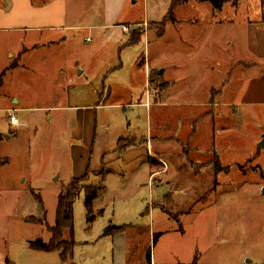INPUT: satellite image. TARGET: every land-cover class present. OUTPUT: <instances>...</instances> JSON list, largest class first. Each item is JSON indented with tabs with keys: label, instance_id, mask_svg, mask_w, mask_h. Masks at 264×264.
I'll list each match as a JSON object with an SVG mask.
<instances>
[{
	"label": "rangeland",
	"instance_id": "1",
	"mask_svg": "<svg viewBox=\"0 0 264 264\" xmlns=\"http://www.w3.org/2000/svg\"><path fill=\"white\" fill-rule=\"evenodd\" d=\"M171 1L30 0L26 7L31 11L23 10L43 30L27 32L25 48L32 42L63 40L27 50L25 67L7 77L0 97L9 109L17 107L9 97L22 102L21 112L14 115L25 127L20 138L21 127H10L12 140L0 145V155L10 156L0 157V264H61L59 254L28 247L30 241L50 238L45 223L55 224L61 180L48 174L58 164L51 160L54 147L62 151L67 138L56 135L55 117L49 124L38 108L91 106L106 100L114 83L120 89L112 102L123 106L112 110V117L123 118L135 135L127 139L154 137L150 159L140 161L156 165L157 176L135 186L137 175L121 184L111 182L94 199L104 209L94 211L91 222L83 192L73 205L77 245L73 261L66 264L111 260L109 240L100 239L111 222L146 229L147 234L125 232L132 264H146L145 250L156 264H264V64L255 59L259 47L250 39L253 29H263L264 0H240L237 7L226 4L220 12L209 2L189 0L176 7L174 22L158 35L159 23L143 20L161 19ZM115 14L119 22L143 21L121 26L128 39L131 33H146L123 54L118 51L122 31L103 27ZM69 26L73 28L58 33L49 29ZM4 37L15 48L13 37ZM231 63L236 69L228 84ZM149 64L153 69L145 87L143 70ZM160 69L164 72L158 75ZM248 85L251 93L243 100ZM143 87L140 101L131 98ZM197 101L203 106L188 107ZM60 113L66 116L63 121L69 118V112ZM9 114L0 107V133L8 131ZM162 138L159 144L156 139ZM30 175L36 181L29 182ZM33 194L41 195L42 205ZM146 210L149 214L143 215Z\"/></svg>",
	"mask_w": 264,
	"mask_h": 264
},
{
	"label": "crops",
	"instance_id": "2",
	"mask_svg": "<svg viewBox=\"0 0 264 264\" xmlns=\"http://www.w3.org/2000/svg\"><path fill=\"white\" fill-rule=\"evenodd\" d=\"M30 0H0V51L2 54V62L0 61V74L5 71V69H8L5 81L3 82V87L0 90V97L2 96V90L5 89V82L7 77H11L14 73L19 72L21 69L25 67V64L23 62V56L25 55L27 50H35L36 48H40L42 46L44 47H51V45L56 44L57 42H61L63 39L59 41H51L47 44H37L35 42L31 43V46L28 48H25L23 45V42H25L27 32L31 34H35L36 32H42V27L38 26L36 27L35 23V17L32 19L29 18V16H24L23 10L31 11V8L29 7ZM27 6V7H26ZM31 6V5H30ZM119 10V9H118ZM22 12V15L20 14ZM164 16H162L161 19H153L148 18L146 20H143L145 23H159L163 20ZM107 20L106 25H104V28H107V30H110L112 28H117L122 31V34L124 38L120 41V46H118V51H121V54L125 53L126 50L129 47H132L134 45H128L126 46L125 43L128 39V33L127 30H122L121 26L123 24H130L132 27L133 25H136L137 22H143V21H128V22H119V20L116 19V14L112 15L111 19H105ZM27 22L29 24L26 25ZM124 27V26H123ZM263 29H253L254 36L250 39H252L255 43L258 44L257 47H259V50L257 52V55L255 59L259 62L261 65L264 64V26H261ZM72 26L69 27H63L60 29H52L49 28L52 31H56V33L61 31H66L67 29H72ZM259 28V27H258ZM90 29V28H89ZM91 30V29H90ZM26 33V34H25ZM10 34L13 39L16 41V44L11 46L10 44L4 43V35ZM260 34L262 37H260ZM146 38V33L143 35V39ZM89 39V37H86V40ZM142 39V40H143ZM263 61V62H261ZM14 65V67H12ZM232 63L229 65L228 69V76H229V83L231 84L234 79V72L233 69H236V64L233 65ZM121 66V65H120ZM152 66L150 64L148 66L144 65L143 75H144V86L146 87L149 83V74L152 70ZM62 71V70H59ZM115 71V70H114ZM112 71V72H114ZM109 72V73H112ZM164 72V69H162V73ZM264 72V71H263ZM263 72H259L261 75H263ZM161 73V74H162ZM232 77H231V76ZM257 76V75H255ZM245 78V74L243 76ZM256 80V79H254ZM104 83V81H103ZM245 83V82H244ZM105 86V83H104ZM145 87L142 88V91L140 89L139 94L135 97L137 101H140L143 98V92L145 90ZM109 88V94L106 100H99L98 103L91 105V106H70L68 105L67 108L63 107H53V108H45L41 107L38 108V110L41 112L43 111L45 113L44 116L48 118L46 121L51 124L54 121V117L56 119L55 125H54V131L56 135L59 136H66V142L62 146V151H59V146H55V154L54 158H51V160H54L58 162V164H55L53 167L51 165L50 173L48 174V177H51L52 180L55 179V176L57 177L56 180L60 179L61 182H58V185L60 183L59 191L61 184H68L71 179H80L85 177L86 172L89 170L92 173H99L101 170H104V189L108 188L110 186L111 182H116L118 180V184H121V181H128L133 176H139L138 179L134 181V186L138 185L148 177V180H151L152 178H156L157 172L154 171L155 166L151 165L149 162L146 163L145 161H140L142 158H149L150 154H152V144L154 143V137L152 138L147 137L144 138V141H137L134 145L131 147L126 148L124 151H119V144L118 140L122 137H131L135 136L132 135V131L125 127L123 118L121 119H113L112 117V110H115L118 107H122L123 104L121 103H113L112 99L117 96V91L120 89L119 83H114ZM245 91V97L243 100H246L249 96V93H251L250 85L246 87ZM14 98L15 103L17 104V107L14 109H9L4 107V104L0 102V107L6 111L9 112V116L14 115L16 112H21L22 110V102L19 101L17 97H9V101H11ZM0 101H2L0 99ZM130 101H134L133 99ZM142 102V101H141ZM138 102L136 103V106H143V103ZM171 103V102H170ZM131 105V102L128 103ZM197 104V105H196ZM193 103L192 105H188L189 108H193L194 106H197L198 108L202 107L203 105L200 104L199 101ZM233 104V103H230ZM249 104V103H248ZM163 105H168V102L163 103ZM243 105H247V103H243ZM54 112L53 115H46L47 112ZM147 112H148V108ZM37 110V109H34ZM37 110V111H38ZM60 112H69V118L63 121L64 116ZM201 115V114H200ZM199 115V116H200ZM7 118L8 124H9V117ZM15 116V115H14ZM66 117V116H65ZM20 123V134L17 136L20 138V136L23 134L24 126ZM60 128V130H59ZM126 128V129H124ZM10 124L8 126L7 133H0L4 137L3 140L0 141V145L3 143L7 145L9 141L12 140L13 135L9 132ZM162 133V132H160ZM22 138V137H21ZM164 138V137H163ZM162 139H156L159 144L162 143ZM62 142V141H61ZM206 151V150H205ZM207 153V151H206ZM4 154V153H3ZM0 155L2 158H10V156L6 155ZM219 154V153H218ZM221 155V154H220ZM214 157H220L214 155ZM223 157V156H222ZM43 160V159H42ZM139 160V161H138ZM4 165H8L7 161L5 159L1 160ZM218 162V160H216ZM220 162V160H219ZM120 165H122L120 167ZM40 169L43 168L44 164L39 165ZM125 169H128L130 173H127L124 171ZM29 178V177H27ZM31 181H36V178L34 175H30ZM24 178L22 179V181ZM115 180V181H113ZM100 182H102V178L100 176H92L89 180V184L92 185H98ZM117 183V182H116ZM116 185V184H115ZM123 185V183H122ZM121 186V185H118ZM58 191V195L59 192ZM57 195V198H58ZM36 200V199H35ZM40 206V205H39ZM93 207L94 211L103 212L101 207H96L93 200ZM43 208V207H42ZM44 209V208H43ZM97 209V210H96ZM42 215L44 216V210H42ZM28 217V216H26ZM42 216H39L38 218L41 219ZM44 218V217H42ZM26 219V218H25ZM51 225V224H50ZM119 225H130L126 223H119L114 224L111 222V224H108L106 226V229L104 231V236L100 235V239L102 238V241L105 239L109 240L110 246H109V253L111 255V260L103 262H97V259L95 258L94 264H132L129 262V252H128V244H127V237L125 236V232H119V234L116 235H109L108 229L111 226H119ZM104 227V226H103ZM103 229V228H102ZM151 231V229H150ZM48 232V231H47ZM150 233V232H149ZM47 242L50 240L49 236L47 237ZM45 241V240H44ZM46 242V241H45ZM77 245V244H76ZM45 254H53V253H45ZM59 257V255H58ZM59 260V258H58ZM97 262V263H96ZM61 263V261H60ZM139 264H144L143 260L138 261ZM8 264V260L6 262ZM12 264V263H11ZM137 264V261H136ZM151 264H156L155 260L152 258L151 253Z\"/></svg>",
	"mask_w": 264,
	"mask_h": 264
},
{
	"label": "trees",
	"instance_id": "3",
	"mask_svg": "<svg viewBox=\"0 0 264 264\" xmlns=\"http://www.w3.org/2000/svg\"><path fill=\"white\" fill-rule=\"evenodd\" d=\"M197 2L204 3L209 2L212 6V10L214 12H220L224 5L230 4L232 7H237L240 4V0H196ZM189 0H172L171 7L167 14L164 16L163 20L159 22L158 27V35H162L165 30V26L168 22H174V13L177 6L188 4ZM128 39V42L125 44L128 45H138L142 39L143 35H137L136 33H131ZM14 67V65L12 66ZM8 69H5L4 72L0 74V90L3 87L4 77L6 76ZM151 73L150 76H152ZM152 80V78H151ZM127 137H122L118 140L119 151H124L126 148L131 147L137 141L135 138L127 139ZM122 144V145H121ZM217 163V162H216ZM218 172H216L217 174ZM92 176H100L102 178V182L98 185L89 184V180ZM104 170H101L99 173H92L91 171H87L85 177L80 179H71V181L64 185L62 184L60 187V193L57 198L56 203V213H55V221L54 225L46 224V229L50 233V240L45 242L43 239H35L28 243V247L34 251L38 252H46V253H57L60 256L61 264H66L67 262L73 261L74 258V249L76 246V241L74 238V202L80 197V195L84 192L85 194V202L84 207H86L87 212V222H91L94 220V207L93 200L98 196V192L104 188L103 179H104ZM34 198L42 205L41 195L33 194ZM168 195H165L166 200ZM143 215L149 214L148 210L142 213ZM45 221V220H43ZM137 226V227H136ZM135 229L137 232L145 233L146 229L140 228L139 225H119V226H111L108 229L109 235H116L119 232H126ZM147 234V233H145ZM154 241L156 240V236L153 235ZM137 244V243H135ZM134 244V246H135ZM143 244V243H142ZM141 244V245H142ZM147 251V252H146ZM145 263L151 264V251L145 250ZM129 259V257H128Z\"/></svg>",
	"mask_w": 264,
	"mask_h": 264
},
{
	"label": "built area",
	"instance_id": "4",
	"mask_svg": "<svg viewBox=\"0 0 264 264\" xmlns=\"http://www.w3.org/2000/svg\"><path fill=\"white\" fill-rule=\"evenodd\" d=\"M87 40H90V38L87 39ZM151 93H154V90H152ZM155 93H157V92H155ZM145 96H146L147 99H148V102H147L146 106H147V105H150V104H149V98H150V97H149V91H147V93H146ZM9 117H10V118H9V124H10V127H12V128H16V127H19V126H20L19 120H18V118H17L16 116L11 115V116H9Z\"/></svg>",
	"mask_w": 264,
	"mask_h": 264
},
{
	"label": "water",
	"instance_id": "5",
	"mask_svg": "<svg viewBox=\"0 0 264 264\" xmlns=\"http://www.w3.org/2000/svg\"><path fill=\"white\" fill-rule=\"evenodd\" d=\"M161 73H162V69H160V71L158 72V75H160ZM260 145L264 147V139H262V141L260 142Z\"/></svg>",
	"mask_w": 264,
	"mask_h": 264
}]
</instances>
